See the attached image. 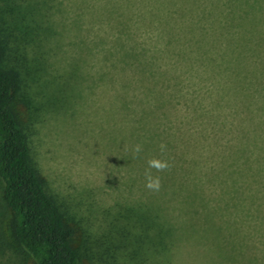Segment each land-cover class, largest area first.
Segmentation results:
<instances>
[{"label":"trees","instance_id":"16d2710c","mask_svg":"<svg viewBox=\"0 0 264 264\" xmlns=\"http://www.w3.org/2000/svg\"><path fill=\"white\" fill-rule=\"evenodd\" d=\"M99 7L113 31L109 54L119 102L137 125L132 134L141 138L146 169L145 198L125 211L127 221L139 225L136 243L163 256L176 240L190 239L199 264H264V0H107ZM144 25L158 29L162 50L184 69L220 76L213 105L232 103L237 115L243 113L239 123L255 113L251 131L239 123L227 126L238 131V141L220 145L216 162L205 165L201 154H193L190 137L172 126L170 108L183 96L182 83L165 81L154 51L147 53L133 39ZM3 62L0 52V198L12 236L31 264H80L73 231L32 163L27 134L11 105L13 76ZM77 69L72 63L68 76ZM68 76L62 75V103ZM200 99L192 101L195 108H201ZM201 112L195 113L200 119ZM219 113L210 121L218 119L223 130ZM7 245L0 234V264H23L12 262L16 257Z\"/></svg>","mask_w":264,"mask_h":264},{"label":"rangeland","instance_id":"374dc122","mask_svg":"<svg viewBox=\"0 0 264 264\" xmlns=\"http://www.w3.org/2000/svg\"><path fill=\"white\" fill-rule=\"evenodd\" d=\"M105 1L0 0V52L13 76L11 105L27 134L32 163L73 231L80 264H167V257L168 264H199L202 259L190 239L176 240L163 256L158 251L149 254L148 244L135 241L139 225L127 221L126 207L138 208L145 198L146 169L141 138L132 134L137 125L119 102L123 96L109 54L113 31L99 7ZM145 26L133 39L147 53L154 51L165 81L182 83L177 84L183 96L170 108L172 126L190 137V145L196 146L190 153L201 154L205 165L216 162V155L223 153L220 145L238 141V131L228 127L238 124L243 113L237 115L227 101L213 105L220 76L201 68L184 69L175 55L162 50L155 36L158 29ZM72 63L78 69L69 77ZM62 75L70 82L63 103ZM201 95V108H195L192 101ZM198 111L205 116L198 118ZM214 112H220L223 130L218 119L210 121ZM249 114L239 125L251 131L256 116ZM0 230L8 251L15 254L12 262L31 264L12 236L1 198Z\"/></svg>","mask_w":264,"mask_h":264}]
</instances>
